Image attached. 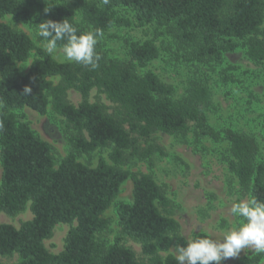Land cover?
I'll return each mask as SVG.
<instances>
[{
	"label": "trees",
	"instance_id": "16d2710c",
	"mask_svg": "<svg viewBox=\"0 0 264 264\" xmlns=\"http://www.w3.org/2000/svg\"><path fill=\"white\" fill-rule=\"evenodd\" d=\"M74 1L80 23L68 5L40 22L67 19L79 31L100 29L103 34L114 24L153 23L172 36L193 65L219 63L240 44L250 60H264V0ZM120 9L129 10L133 21L119 15ZM5 15L24 19L28 10L22 0H0V212L14 215L28 205L32 217L18 227L0 223V255L16 252L19 259L13 264H146L123 245V235L140 243L150 264H177L174 255H161L182 241L179 224L168 212L169 198L151 174L121 167L129 158L162 152L157 144L140 146L155 132L193 129L197 136L225 141L227 167L240 190L248 200L264 202V156L257 139L230 127L215 129L208 122L205 108L211 95L201 80L191 79L177 97L175 87L148 68L160 54L152 38L127 41L125 59L108 56L98 41L99 66L92 69L56 60L25 32L3 22ZM63 43L58 41V47ZM33 49L36 56L22 70L18 63L27 61ZM25 85L31 86V94H22ZM93 88L113 104L110 110L89 100ZM69 89L80 94L76 105L67 98ZM23 107L40 114L51 109L72 129V151L57 164L49 143L16 116L14 110ZM105 146L111 147L112 163L99 158L91 166L77 159V154ZM128 178L132 198L116 207L121 235L106 245L97 234L108 228L105 211ZM73 222L63 249L49 252L43 240L55 224ZM198 236L209 235L198 232L192 238ZM262 258L263 253L254 251L233 264H260Z\"/></svg>",
	"mask_w": 264,
	"mask_h": 264
},
{
	"label": "rangeland",
	"instance_id": "374dc122",
	"mask_svg": "<svg viewBox=\"0 0 264 264\" xmlns=\"http://www.w3.org/2000/svg\"><path fill=\"white\" fill-rule=\"evenodd\" d=\"M22 1L28 10L27 17L14 19L11 15H5L2 21L25 32L34 44L41 48L45 41L40 40L36 35L38 26L35 23H39L43 17L58 7L68 5L75 9L74 0ZM45 8H48L47 12ZM75 11L76 21L80 23V14L76 9ZM119 15L132 20L129 10L120 9ZM147 38L154 40L160 52L159 57L151 61L148 68L171 83L175 87L177 97L183 95L191 79L201 80L208 87L211 95L205 108L208 122L215 129L230 127L254 136L260 145L261 156H264V60H250L246 56L245 48L240 44L233 51L224 53L219 63L193 65L184 59L183 50L172 36L156 28L153 23L114 24L98 38V41L100 48L108 56L125 59L127 41H142ZM60 49L62 47H58V51L52 55L59 61L62 58ZM35 56L36 52L33 49L27 61L18 63V66L26 70ZM224 75L230 79L225 78ZM57 79L53 78L54 81ZM67 98L76 105L80 101V94L74 89H69ZM89 100L103 103L107 110L113 107L104 93L98 92L95 88L91 90ZM14 112L19 119L25 120L37 135L49 143L56 164L72 151L68 140L72 129L68 127L63 117L51 109L45 114H40L29 107L16 109ZM147 144L159 145L162 152L156 151L145 159L129 158L121 167L133 172L149 173L161 186L171 203L168 212L179 224L182 240L180 244H185L187 239H191L198 232H205L213 239H222L227 231L243 222V218L233 216L230 209L233 203L248 200V195L240 190L237 179L227 167L228 144L225 141H214L208 137L197 136L193 129H189L184 134L155 132L147 141H140L142 147H146ZM110 150V146L97 148L90 153L77 154V159L91 166L96 165L99 158L112 163L109 159ZM131 198L132 181L128 178L122 183L115 202L105 211V215L110 220L109 226L105 231L97 234V238L104 244L109 245L117 235H121L116 207L119 202H128ZM31 217L32 213L27 205L24 210L14 215L0 212V223H10L18 227ZM74 224L75 222L55 224L51 235L43 240L46 249L51 253L61 251L67 231ZM121 236L123 245L131 249L139 261L150 264L148 256L142 253L138 241L128 236ZM175 245H172L168 251L161 252V255L170 253L175 256ZM252 252L254 250H242L239 257L222 261L221 264H233ZM18 259L16 252L0 255V261L4 264H13ZM260 264H264V253Z\"/></svg>",
	"mask_w": 264,
	"mask_h": 264
},
{
	"label": "clouds",
	"instance_id": "9594fccd",
	"mask_svg": "<svg viewBox=\"0 0 264 264\" xmlns=\"http://www.w3.org/2000/svg\"><path fill=\"white\" fill-rule=\"evenodd\" d=\"M47 11L48 8H45ZM35 24L38 26L36 35L44 39L43 48L49 55L55 54L58 41H63L61 62H75L92 69L99 66L100 56L96 45L103 35L102 30L79 31L67 19H45ZM31 93V86L25 85L22 94ZM230 212L243 218V222L227 231L219 240L198 236L187 239L185 244L177 242L174 248L177 264H221L222 261L239 257L245 249L264 253V202L255 198L240 200L232 204Z\"/></svg>",
	"mask_w": 264,
	"mask_h": 264
}]
</instances>
